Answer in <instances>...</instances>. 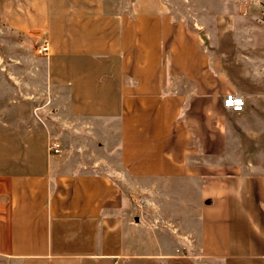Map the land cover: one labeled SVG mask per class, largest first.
Listing matches in <instances>:
<instances>
[{"label": "crops", "instance_id": "0c3cea01", "mask_svg": "<svg viewBox=\"0 0 264 264\" xmlns=\"http://www.w3.org/2000/svg\"><path fill=\"white\" fill-rule=\"evenodd\" d=\"M176 1L0 0V264H264V0Z\"/></svg>", "mask_w": 264, "mask_h": 264}, {"label": "rangeland", "instance_id": "374dc122", "mask_svg": "<svg viewBox=\"0 0 264 264\" xmlns=\"http://www.w3.org/2000/svg\"><path fill=\"white\" fill-rule=\"evenodd\" d=\"M254 0H250L244 2L243 4L247 5ZM241 0H178L176 1V7H178V11L184 12V9L190 8L193 12H196L192 18L196 20H200L202 23H210L211 17L209 14L214 12L226 13L233 9L239 8ZM200 13V14H199ZM198 14V15H197ZM221 18V17H220ZM225 19V17H223ZM222 23H220V26ZM222 28H220L221 30ZM45 39L42 38L40 42ZM39 42V44H40ZM38 44V45H39ZM38 50V46L37 49ZM39 54V53H38ZM3 55V50L0 49V56ZM41 55V54H39ZM43 56V55H41ZM45 57V56H44ZM49 91L47 89L44 90V94L39 97L38 100H34L31 98L32 103H42L44 106V110L42 112L44 123L48 124L51 127L56 135V137L62 143V151L61 155H64L70 145L72 146L71 142L72 138L71 135L66 132V119H67V112L61 108L62 104H65V96L61 97L60 95H48ZM53 133V134H54Z\"/></svg>", "mask_w": 264, "mask_h": 264}, {"label": "built area", "instance_id": "2783aa9c", "mask_svg": "<svg viewBox=\"0 0 264 264\" xmlns=\"http://www.w3.org/2000/svg\"><path fill=\"white\" fill-rule=\"evenodd\" d=\"M250 0H244L247 2ZM38 53L47 56L49 52V43L47 39H43L38 45ZM223 107L234 112H241L244 106L243 98L235 94H227L223 98ZM62 151L61 144L58 141H52L47 146V152L49 155H58Z\"/></svg>", "mask_w": 264, "mask_h": 264}]
</instances>
